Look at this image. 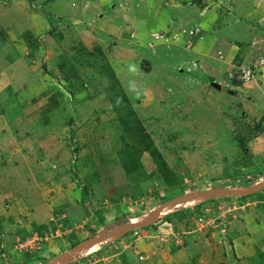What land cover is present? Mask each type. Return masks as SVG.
Wrapping results in <instances>:
<instances>
[{
    "label": "rangeland",
    "instance_id": "rangeland-1",
    "mask_svg": "<svg viewBox=\"0 0 264 264\" xmlns=\"http://www.w3.org/2000/svg\"><path fill=\"white\" fill-rule=\"evenodd\" d=\"M245 1L0 0V264H264Z\"/></svg>",
    "mask_w": 264,
    "mask_h": 264
},
{
    "label": "crops",
    "instance_id": "crops-1",
    "mask_svg": "<svg viewBox=\"0 0 264 264\" xmlns=\"http://www.w3.org/2000/svg\"><path fill=\"white\" fill-rule=\"evenodd\" d=\"M242 13H243L242 17L245 19V21H243V22H245V24H246V25H244V28L242 29V31H245V30L248 31L250 28H252L254 30H257L256 35H258V37L261 35L263 36L264 35V0H247V1H245L244 12H242ZM249 21L252 24H248L247 22H249ZM238 22H241V20L239 18L237 19V23ZM27 187L31 188L30 186H27ZM33 188H36V186ZM30 207H32L30 209H34V212L30 213L31 216L30 215H23L22 216L23 220L27 219V220H25V221H27V222H25V225H28V224L31 225V223L34 222V224L36 226H38V225H40L41 221H42V223L46 222V218H48V217H46L45 214L48 212V210H46L47 212L45 211V208L43 210H42V208H41V210H39L37 208V206H34V205H31ZM23 209H25V208H22L20 210L24 211ZM29 212H30V210H29ZM10 215L14 216V214H12V213ZM4 239H5V237H4ZM239 250L241 252L242 248H240ZM16 257H18V255H16ZM14 259H18V258H14Z\"/></svg>",
    "mask_w": 264,
    "mask_h": 264
},
{
    "label": "built area",
    "instance_id": "built-area-1",
    "mask_svg": "<svg viewBox=\"0 0 264 264\" xmlns=\"http://www.w3.org/2000/svg\"><path fill=\"white\" fill-rule=\"evenodd\" d=\"M263 65V64H262Z\"/></svg>",
    "mask_w": 264,
    "mask_h": 264
}]
</instances>
